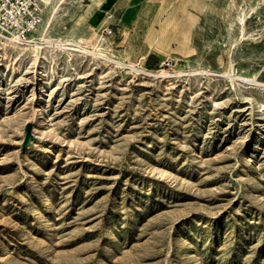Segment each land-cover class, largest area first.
I'll list each match as a JSON object with an SVG mask.
<instances>
[{
  "label": "rangeland",
  "instance_id": "obj_1",
  "mask_svg": "<svg viewBox=\"0 0 264 264\" xmlns=\"http://www.w3.org/2000/svg\"><path fill=\"white\" fill-rule=\"evenodd\" d=\"M76 2L41 32L102 55L0 40V264H264V11L110 38Z\"/></svg>",
  "mask_w": 264,
  "mask_h": 264
},
{
  "label": "crops",
  "instance_id": "obj_2",
  "mask_svg": "<svg viewBox=\"0 0 264 264\" xmlns=\"http://www.w3.org/2000/svg\"><path fill=\"white\" fill-rule=\"evenodd\" d=\"M230 1L232 5L244 7L247 0H78L72 11L68 9L69 5L64 4L58 12H73L77 10L81 17H84L96 29H103L110 25L114 26L117 32L122 31L123 25L130 27L136 26L139 20L144 17V12H153L151 17L152 25L157 31L159 24L174 23L179 27V32H191L195 25L201 24V21L210 16V12H216L218 2ZM240 7V8H241ZM257 11L253 14H259L264 11V0H256L254 6ZM53 5L46 8V20L48 14L51 15ZM252 14V15H253ZM110 15L113 18H110ZM169 17L163 21V18ZM159 20V21H158ZM155 58L146 60V64L155 66L159 61L157 54H152Z\"/></svg>",
  "mask_w": 264,
  "mask_h": 264
},
{
  "label": "built area",
  "instance_id": "obj_3",
  "mask_svg": "<svg viewBox=\"0 0 264 264\" xmlns=\"http://www.w3.org/2000/svg\"><path fill=\"white\" fill-rule=\"evenodd\" d=\"M45 10V0H0V35L18 42L30 41L43 29ZM103 32L110 38L117 34L113 25Z\"/></svg>",
  "mask_w": 264,
  "mask_h": 264
},
{
  "label": "bare ground",
  "instance_id": "obj_4",
  "mask_svg": "<svg viewBox=\"0 0 264 264\" xmlns=\"http://www.w3.org/2000/svg\"><path fill=\"white\" fill-rule=\"evenodd\" d=\"M65 1H67V0H45V6L47 8V7H49V4L51 3L53 5V13H54L58 9L60 4L65 2ZM232 7L236 10H240L238 17L236 18V22L239 25V32H240L239 33V41H243L246 39V36H247L248 21L251 18V15L253 13H255L257 11V9H256V7H253L250 10L239 9V7L236 5H232ZM48 30H49V27L47 25V27H44V30L42 32H40V34L34 35L33 38L28 42H18V41L13 40V39L3 38L1 35H0V40L6 41V43H4V46H7V44H10L13 48L17 49L19 55L22 53L25 54L26 52H31V53L35 54L37 57V60L39 58L38 55L43 54V51L47 50L48 48H58L61 50L64 49V50H69V51H79V52H82L83 54L91 53L94 56L95 55L96 56L102 55V53L100 52V51H102L100 49V46H96L97 49L95 51H93L94 52L93 53V52L88 50V47L82 46V44L85 43L83 40H81L78 43H72V42H69L66 40H64V41H62V40L61 41H52L49 39ZM98 42H99V40H97V43ZM96 51H98V52H96ZM121 65H122V63H121ZM38 112H41V107L37 109V113ZM49 224L52 225V223H49ZM45 228H47V227H45Z\"/></svg>",
  "mask_w": 264,
  "mask_h": 264
},
{
  "label": "water",
  "instance_id": "obj_5",
  "mask_svg": "<svg viewBox=\"0 0 264 264\" xmlns=\"http://www.w3.org/2000/svg\"><path fill=\"white\" fill-rule=\"evenodd\" d=\"M27 136L28 138L31 136V126L30 125L27 128Z\"/></svg>",
  "mask_w": 264,
  "mask_h": 264
},
{
  "label": "trees",
  "instance_id": "obj_6",
  "mask_svg": "<svg viewBox=\"0 0 264 264\" xmlns=\"http://www.w3.org/2000/svg\"><path fill=\"white\" fill-rule=\"evenodd\" d=\"M157 66H158V64H156L155 66H151V65L147 64V68H149L151 70L155 69Z\"/></svg>",
  "mask_w": 264,
  "mask_h": 264
}]
</instances>
